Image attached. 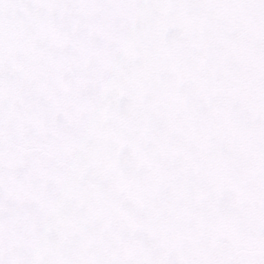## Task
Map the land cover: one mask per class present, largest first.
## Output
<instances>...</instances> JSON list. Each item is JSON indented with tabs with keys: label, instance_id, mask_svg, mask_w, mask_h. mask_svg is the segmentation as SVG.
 <instances>
[{
	"label": "water",
	"instance_id": "water-1",
	"mask_svg": "<svg viewBox=\"0 0 264 264\" xmlns=\"http://www.w3.org/2000/svg\"><path fill=\"white\" fill-rule=\"evenodd\" d=\"M0 264H264V0H0Z\"/></svg>",
	"mask_w": 264,
	"mask_h": 264
}]
</instances>
